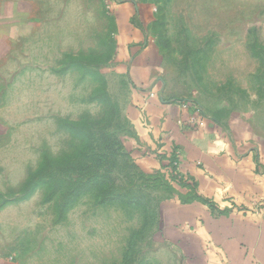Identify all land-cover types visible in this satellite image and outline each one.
Instances as JSON below:
<instances>
[{"label": "rangeland", "instance_id": "rangeland-1", "mask_svg": "<svg viewBox=\"0 0 264 264\" xmlns=\"http://www.w3.org/2000/svg\"><path fill=\"white\" fill-rule=\"evenodd\" d=\"M145 1L160 93L224 118L261 104L264 0ZM22 8L0 60V264H179L161 234L171 180L144 174L127 144L138 141L134 88L117 68L111 3ZM69 121L100 132L83 141ZM108 139L120 144L101 151ZM99 152L102 165L90 158ZM72 155L90 166L84 182L99 172L104 184L75 185L79 174L63 169ZM43 167L54 180L32 189Z\"/></svg>", "mask_w": 264, "mask_h": 264}, {"label": "crops", "instance_id": "crops-1", "mask_svg": "<svg viewBox=\"0 0 264 264\" xmlns=\"http://www.w3.org/2000/svg\"><path fill=\"white\" fill-rule=\"evenodd\" d=\"M29 1L0 0V60ZM109 2L117 68L134 88L126 112L138 141L127 144L141 171L168 174L163 166L175 156V173L184 179H170L163 238L179 264H264V97L258 107L224 118L164 96L156 88L160 78L145 24L151 8L145 0Z\"/></svg>", "mask_w": 264, "mask_h": 264}, {"label": "trees", "instance_id": "trees-1", "mask_svg": "<svg viewBox=\"0 0 264 264\" xmlns=\"http://www.w3.org/2000/svg\"><path fill=\"white\" fill-rule=\"evenodd\" d=\"M68 127L72 128L73 131H76L80 137H81V140L85 141V138L88 137V135H86V132L85 131H90L91 133H99L100 131H98V129H93L91 127H88L86 125L82 126L81 123H77V122H71L69 121L68 122ZM93 130V131H92ZM96 141L98 140L99 142V138H96L95 139ZM105 141V142H104ZM102 141L103 144H101V151L105 150L106 146L111 143H116V144H120L119 140H115V141H111V140H104ZM98 145V144H97ZM77 156L76 155H72V156H69L68 158H70L67 162L66 160V167L63 168L65 170H70L72 169V171L74 173H77L79 174V176L81 175V173H89L88 170L90 168V166H88L89 164H87V162H85L84 160H75ZM106 157V154L105 153H102V152H99V153H93L92 156L90 158L94 159L93 161L97 164V165H102V163L104 162V159ZM87 158V156H86ZM176 158L175 156H172L171 157V160L168 162V164H166L165 166H163L164 168L165 167H169L170 169V172L167 174L166 171H160V172H157L159 174H161L162 176H164L165 178L167 177L168 179H171V180H177L181 183H184V179L182 177H179L178 175H176L175 171H176ZM135 166H137V168L139 167L137 165L136 162H134ZM47 169L48 168H45L43 167V169H40L38 170L37 172H35L30 180H29V187H31L32 189H36L38 188L39 186L41 185H44L46 183H51V181L54 180V177L52 176L53 174L52 173H49L47 172ZM81 171V173H80ZM143 172V171H142ZM144 174H147V175H153V173H145L143 172ZM77 177L78 179H71L72 182H75L76 184L75 185H82L83 187L85 186H89L90 185V182L91 180H93V182H97V183H103L104 182L102 181V175H100L99 172H96L94 173L91 177H90V181H86L84 182V178H82L81 176L80 177ZM170 176V177H169ZM81 186V188H83ZM109 195V194H107ZM110 195H113L111 192H110ZM103 199L104 200H107V199H110V196H103Z\"/></svg>", "mask_w": 264, "mask_h": 264}, {"label": "built area", "instance_id": "built-area-1", "mask_svg": "<svg viewBox=\"0 0 264 264\" xmlns=\"http://www.w3.org/2000/svg\"><path fill=\"white\" fill-rule=\"evenodd\" d=\"M187 102V101H186ZM190 102V101H189ZM198 107V106H197ZM199 108V107H198Z\"/></svg>", "mask_w": 264, "mask_h": 264}]
</instances>
